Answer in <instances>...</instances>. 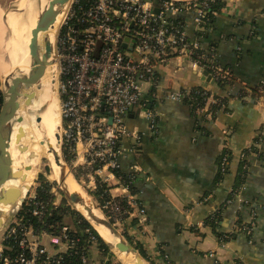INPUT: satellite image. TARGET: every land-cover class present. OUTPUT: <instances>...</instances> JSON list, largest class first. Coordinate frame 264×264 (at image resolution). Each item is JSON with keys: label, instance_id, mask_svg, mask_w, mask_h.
Masks as SVG:
<instances>
[{"label": "crops", "instance_id": "crops-1", "mask_svg": "<svg viewBox=\"0 0 264 264\" xmlns=\"http://www.w3.org/2000/svg\"><path fill=\"white\" fill-rule=\"evenodd\" d=\"M221 1L224 8L206 36H197L190 13L178 16L176 21H180L187 39L198 38L205 51L213 52L219 65L229 69L248 89L253 88L264 78V0ZM179 65L177 69L175 61H171L159 67L145 87V107L135 106L128 114V128L137 131L141 138L135 154L122 162L121 171L127 174L131 165L138 166L132 185L135 198L144 206L147 222L138 226L134 218L128 220L126 233L141 245L153 264H165L163 256L174 264H233L234 260L264 264V142L255 143L264 128V104L255 103L250 92L241 91L239 84L220 89L205 83L186 59L180 60ZM194 87H202L211 98L219 97L226 102L225 110L219 111L214 119L205 117L199 121L200 130L183 101L166 98L168 93ZM145 112L153 115V133L148 131ZM121 144L127 142L123 140ZM249 147L258 149L263 157L247 156L249 167L244 185L238 197L222 211L216 230L231 233L237 218L247 220L242 209L244 200L252 202L257 210L255 229L251 242L235 232L222 246L212 229L196 225L204 223L214 207L224 203L236 174L237 154ZM225 148L232 151L233 159L229 173L214 187L216 161ZM119 194L113 192V196ZM205 194L209 202L197 204ZM68 225L73 230V225ZM94 227L97 230L98 226ZM2 231L3 254L9 250L2 240ZM39 236L45 250L46 244L52 248V252L46 250L50 256H63L67 252L58 234L41 232ZM209 252L215 255L213 259L204 257ZM106 259L93 243L89 264H104Z\"/></svg>", "mask_w": 264, "mask_h": 264}, {"label": "built area", "instance_id": "built-area-1", "mask_svg": "<svg viewBox=\"0 0 264 264\" xmlns=\"http://www.w3.org/2000/svg\"><path fill=\"white\" fill-rule=\"evenodd\" d=\"M209 1L212 0H86L85 5H79L74 0L72 4L76 6L69 8L60 27L64 28L63 33L59 29L55 50L61 147L70 155L71 166L79 172V182L87 191H95L98 185L104 188L106 199L100 209L114 225L123 224L128 218L137 220L138 226L147 222L144 206L130 193L128 185L120 183L116 171H121L122 162L136 152L141 135L128 128V114L135 106L145 107V87L159 67L175 61L178 69L180 60L186 59L196 75L213 83H236L250 92L229 69L216 62L213 52L204 50L198 38L187 39L183 26L176 21L178 16L190 13L197 32L203 31ZM255 87L253 100L264 104V78ZM189 94V89L179 90L168 93L166 98L182 102ZM209 103L216 100L205 98V105L195 110L196 115L209 118ZM145 117L148 131L155 132L153 115L145 112ZM123 140L127 145L121 144ZM250 151L249 147L239 152L238 160L245 159ZM225 161L223 156L221 169ZM138 172V166L129 167V184H133ZM113 192L121 194L113 196ZM23 202L32 203L30 213L37 219L47 213L46 205L36 201L35 195ZM231 202L227 201V205ZM57 203L54 196L52 205L56 207ZM242 205L247 220L234 223L233 232L251 242L257 210L248 200ZM17 214L2 229V240L11 242L18 252L13 257L0 252V264H59L61 256H50L40 242V233L24 224ZM203 226V222L196 225ZM52 229L58 231L67 249L74 247L75 239L70 237L67 225L56 224ZM85 232L89 234L88 230ZM89 241L96 243L90 234ZM204 257L213 259L215 255L209 252ZM163 259L170 264L166 256ZM86 260L82 257L81 264H87Z\"/></svg>", "mask_w": 264, "mask_h": 264}, {"label": "bare ground", "instance_id": "bare-ground-1", "mask_svg": "<svg viewBox=\"0 0 264 264\" xmlns=\"http://www.w3.org/2000/svg\"><path fill=\"white\" fill-rule=\"evenodd\" d=\"M70 2L71 0H51L50 6H47L48 0H37V12L32 19L27 36L18 45V54H16V46L20 38L19 27L17 26L16 30H14L6 26V15L15 13L17 7L14 11L4 14L0 9V78L2 89H4L6 83L5 77L12 73L20 75L21 80L29 82L33 92L31 107L28 110H24L21 107L18 110L16 102L12 103V109L16 117H22L20 125L24 133L15 146L14 136L20 126L12 124L11 143L8 153L12 162L13 172L20 171V175H24L25 179L20 181V178H14L5 184L3 189L8 187L17 188L21 195L20 200H22L25 192L32 184L33 180L31 181L30 178L32 179L38 172V159L41 154L43 158L48 160L51 174L54 177V181L58 182L60 189L68 195L79 196L86 207L92 210L95 219L89 216L84 210V206H81V204L74 205L75 210L88 223L90 222L94 229V226H98L97 230L95 229L96 232L117 255L120 263L136 264L135 254L132 252L122 253L117 250L119 237H114L110 234V230L107 227L100 224L102 222L100 213L95 210L88 197L81 192L78 184L60 158V140L57 139L60 128V105L57 96L58 58L55 51V41ZM37 16H40V18L38 27L34 31V33L37 32L34 43L36 56L31 63H28L26 61L28 55L25 47L31 38V31L35 26ZM36 116L41 119L39 124L35 123ZM18 149L21 152H18ZM56 158L60 166L57 165ZM13 211H15V208L0 206V219L5 223L9 214Z\"/></svg>", "mask_w": 264, "mask_h": 264}, {"label": "trees", "instance_id": "trees-1", "mask_svg": "<svg viewBox=\"0 0 264 264\" xmlns=\"http://www.w3.org/2000/svg\"><path fill=\"white\" fill-rule=\"evenodd\" d=\"M79 1V5H85L86 0H76ZM152 2H157V0H151ZM194 1H201V0H191V2ZM72 7L76 6L75 4L71 5ZM224 8V2L221 0H212L209 1L206 7V22L204 24V29L201 32H197V36H206L207 34V29H211L212 24L215 21V18ZM178 25L181 26L180 21H177ZM64 28L62 27L60 29V32L63 33ZM202 52H196V54L201 55ZM207 72V69H206ZM216 87L222 89L226 84L222 83L220 80L219 81H214ZM236 83H228L227 85H232ZM241 91L245 92L246 90L241 87ZM257 92L256 87L250 88V94L252 96L255 95ZM189 97L185 98L183 102L189 107L190 114L196 123V129L200 130L201 127H199V121H202L205 117L196 115L195 110L203 107L205 105V98L211 97L210 93L206 91V89L202 87H194L189 89ZM213 99L216 100V103H209L207 105L208 111L210 112V117L211 119H214V116L219 111H224L226 108V102L224 99H221L219 97H212ZM1 102V99H0ZM1 104V103H0ZM202 130V129H201ZM264 142V128L260 130V133L256 137L255 143H262ZM250 154H256L258 158L263 157L262 153L259 152L258 149L256 148H251V151L247 154L246 157L243 160H238L237 161V169H236V174L233 179L232 186L227 194L226 200L224 201L223 204H221L218 207H214V209L210 212L209 216L204 220L205 226L209 227L212 229L214 235L218 239L220 244H225L228 241H230L234 236L235 232L231 233H225L222 234L216 230L218 227L219 222L221 221L222 218V211L225 209L227 205V201H232L235 196L238 194V192L242 189L246 176H247V171H248V162H247V156ZM226 157V161L224 163L223 169H221L220 164L222 162V157ZM64 161L67 163V165H70V155H68L65 151L63 153ZM233 159V153L229 148H225L222 150L221 156L218 158L216 161L217 164V171L216 175L214 178V187L218 186L222 181L223 178L226 174L229 173V164ZM74 170V169H73ZM117 177H119L120 183L128 185L129 191L131 194H135V188L133 187L132 184H129V179L126 173H123L122 171H116ZM73 176L74 179L79 181V174L75 173L73 171ZM39 183H41V186L37 187L35 189V197L36 201H40L46 205L47 213L44 215L43 218L37 219L33 216H31V210L33 209L32 203L29 202H23L22 205L20 206L17 214V218H21L23 223L32 227L34 232L41 233V232H46V233H52L54 235L58 234L57 230H53L52 227L55 226L56 224H64V219L67 218L70 220L71 224L73 225V230L70 232V237H73L75 239V245L72 247V249H68L67 252L61 256V259L59 260V264H81V259L82 257H85L87 260V264L90 262V247L92 243L89 241V234L90 236L94 237L96 244H97V250L101 254V256L106 259L108 256L114 258V255L109 251L108 246L102 241V239L99 237V234L96 232V230L93 228V225L91 226L88 221L85 220V218L78 213L77 211H74V209H71L69 205H67V202L65 199L60 197L58 204L56 207L52 205V200L54 198L51 190L50 185L48 182L43 178L42 175L39 176ZM88 193V192H87ZM92 197H94L98 205L101 206L103 201L106 199V194L104 192V188L100 185L97 186L95 191L89 192ZM208 194V192H207ZM207 194H205V197L200 198L199 200L202 202L203 199L207 197ZM209 201H204L202 203L207 204ZM105 213V212H104ZM107 216V214L105 213ZM111 223L112 220L110 219ZM241 220L237 218L236 222L239 224ZM123 226L125 225V222L122 224ZM125 227V226H124ZM85 230L89 231V234L85 232ZM124 237L134 245V247L139 251L141 256L148 260L147 255L145 254L143 248L141 245L138 243L134 242L132 238H130L127 233H124ZM5 245L9 248V251H4L3 256L7 255L9 257H13L17 252V248L11 243V242H6ZM55 258H57L55 256ZM111 259L109 260L108 264H114ZM153 264V262H150ZM165 263V262H164ZM116 264H121V263H116ZM170 264H174L170 262ZM233 264H242L239 260H234Z\"/></svg>", "mask_w": 264, "mask_h": 264}, {"label": "water", "instance_id": "water-1", "mask_svg": "<svg viewBox=\"0 0 264 264\" xmlns=\"http://www.w3.org/2000/svg\"><path fill=\"white\" fill-rule=\"evenodd\" d=\"M51 0H48V5L50 6ZM1 6V4H0ZM2 8V7H1ZM3 10V9H2ZM40 16H37L35 19V26L31 31V38L29 43L26 45L25 50L28 58L26 61L31 63L35 56L36 51L34 50V31H36L39 23ZM99 47V44H98ZM206 75V72L203 73ZM5 86L1 92V105H0V206L15 208V215L17 214L20 206L23 203V199L20 200V193L17 188L8 187L3 189V186L10 180L16 178L20 181L25 179L24 175H20V171L13 172L12 170V162L10 159V155L8 153V149L11 143V135H12V124H17L20 127L17 128L16 135L14 136V144L15 146L20 140L21 135L24 133L23 128L21 127L22 117H16L13 109L12 103L16 102L17 109L19 110L20 107L24 110H28L31 107L33 92L31 91V85L27 81H23L20 78V75L10 74L9 76L5 77ZM205 83H209L213 85L212 81H209L208 78L202 77ZM41 119L39 116L35 117V123L39 124ZM57 139L59 140V136L57 135ZM18 152H21L18 149ZM62 161V160H61ZM56 163L60 166L58 159L56 158ZM64 198L67 199L72 205L81 204L84 206V210L89 214L92 219H95L94 215L92 214V210L82 202L79 196L74 194H66L64 191ZM93 205V204H92ZM94 207V206H93ZM95 208V207H94ZM98 211V209L95 208ZM102 218V222L100 224L104 225L110 230V234L114 237H119V243L117 245V250L122 253L132 252L136 255V264H149L139 253V251L132 245L124 235L120 234L110 223L109 219L105 217L102 212L98 211ZM5 224L0 219V229L4 228ZM103 241V240H102ZM104 242V241H103ZM105 243V242H104ZM106 244V243H105ZM107 245V244H106ZM109 248V247H108ZM110 250V249H109ZM112 253V251L110 250ZM113 254V253H112ZM111 259L110 256L107 257L104 264H108L109 260Z\"/></svg>", "mask_w": 264, "mask_h": 264}, {"label": "rangeland", "instance_id": "rangeland-1", "mask_svg": "<svg viewBox=\"0 0 264 264\" xmlns=\"http://www.w3.org/2000/svg\"><path fill=\"white\" fill-rule=\"evenodd\" d=\"M73 1L74 0H71L70 4H72ZM0 4H1V7L3 9V14L6 13V12H12L17 7L15 13H12V14L9 13V14L6 15V26L7 27H10V28H12L14 30H16L17 26L19 27L20 38H19V41H18L17 46H16V54H18L19 53L18 52V45L27 36V33L29 31V28H30V24L32 22V19H33L34 15L37 12V0H0ZM70 4H69V8L71 7ZM69 8H68V10H69ZM64 19L62 20L61 23H63ZM58 33H59V31H58ZM58 33H57V35H58ZM34 34H35L34 39L36 40L37 32L34 33ZM9 36L11 38V34L10 33H9ZM35 40H34V43H35ZM55 45H56V41H55ZM0 87H1V92H2V82H1V79H0ZM58 132H59V135H60L61 134L60 128H59V131ZM59 140H60V138H59ZM60 149H61L60 150L61 151L60 152V158L62 160V163L65 165V167L68 169V171L73 176V171L74 170H73V168L71 166V162H70V165H67V163L64 161V157H63L64 150L61 147V143H60ZM38 162H39V164L37 166L38 172L36 173V175L32 179L30 178V180L31 181L33 180V181H32V184L30 185V188L25 192V195L23 197V201H25L27 198L35 195V193H36L35 189L37 187L41 186V183H39V179H38L40 175H42L43 178L48 182V184L50 185V189L52 188L51 191L54 194V196H55V198H56L57 201H59L60 197H62L63 199H65L64 198L63 190L60 189L59 185L57 184L58 182L57 181H54V177L51 174V168L49 166L50 164H49L48 160H46L45 158H43V156L40 154L39 155ZM74 172L79 174L78 171H74ZM73 178H74V176H73ZM74 180L78 184L81 192L88 197V199L91 202V204H93V206L96 209H98V211L102 212V214L105 215V213L100 209V206L98 205L97 200L94 197H92L90 194H88L90 191H87L86 188H85V186L82 183H80L78 180H76V179H74ZM65 201L67 202V205H69V207L71 209H74V211H76L75 208H74V206L72 205V203H70L67 199ZM14 217H15V213L13 211V212H11L9 214L8 219L6 220V222L4 224L6 225V224L10 223L14 219ZM105 217L107 218L106 215H105ZM128 220H130V219L128 218L125 221V225H124L125 227L122 224H120V225L119 224L118 225H114V223H111L110 220L109 221L112 224V226L120 234L124 235V233H126V230H127V224L126 223H128ZM65 223H66L67 226H69L68 224H71L70 220L67 219V218L64 219V225H65ZM2 229H0V232H1ZM59 247L62 248V246H59ZM45 248H46V250L48 252H52L53 251L52 248L49 245H47V244L45 245ZM112 253L114 255V258H112L111 261L114 264H116L118 262L120 263L117 255L113 251H112ZM146 261L149 264H151L148 260H146Z\"/></svg>", "mask_w": 264, "mask_h": 264}]
</instances>
